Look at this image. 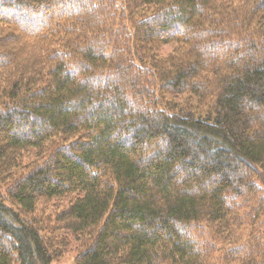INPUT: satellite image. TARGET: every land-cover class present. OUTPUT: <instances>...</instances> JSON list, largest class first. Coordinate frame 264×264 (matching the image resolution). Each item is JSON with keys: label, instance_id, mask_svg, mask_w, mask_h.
Returning a JSON list of instances; mask_svg holds the SVG:
<instances>
[{"label": "trees", "instance_id": "1", "mask_svg": "<svg viewBox=\"0 0 264 264\" xmlns=\"http://www.w3.org/2000/svg\"><path fill=\"white\" fill-rule=\"evenodd\" d=\"M69 252L264 264V0H0V264Z\"/></svg>", "mask_w": 264, "mask_h": 264}, {"label": "rangeland", "instance_id": "2", "mask_svg": "<svg viewBox=\"0 0 264 264\" xmlns=\"http://www.w3.org/2000/svg\"><path fill=\"white\" fill-rule=\"evenodd\" d=\"M174 46L163 47L162 54L166 55L173 52ZM53 264H76L75 262V252H69L64 258L55 261Z\"/></svg>", "mask_w": 264, "mask_h": 264}]
</instances>
